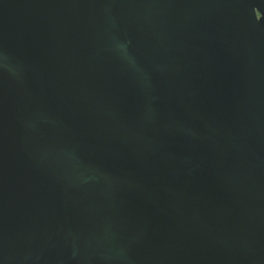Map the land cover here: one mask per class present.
I'll return each mask as SVG.
<instances>
[{
    "label": "water",
    "instance_id": "95a60500",
    "mask_svg": "<svg viewBox=\"0 0 264 264\" xmlns=\"http://www.w3.org/2000/svg\"><path fill=\"white\" fill-rule=\"evenodd\" d=\"M0 264H264V0H0Z\"/></svg>",
    "mask_w": 264,
    "mask_h": 264
}]
</instances>
